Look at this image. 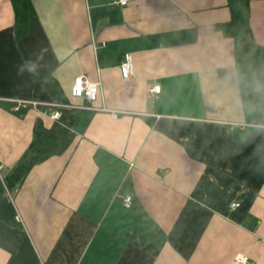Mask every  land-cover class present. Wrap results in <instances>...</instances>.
<instances>
[{"label": "crops", "instance_id": "0c3cea01", "mask_svg": "<svg viewBox=\"0 0 264 264\" xmlns=\"http://www.w3.org/2000/svg\"><path fill=\"white\" fill-rule=\"evenodd\" d=\"M114 1L35 0L19 38L0 0V264H264V70L235 63L227 1ZM248 39L264 45V0ZM81 76L101 85L90 104ZM55 110L73 144L8 189Z\"/></svg>", "mask_w": 264, "mask_h": 264}, {"label": "trees", "instance_id": "16d2710c", "mask_svg": "<svg viewBox=\"0 0 264 264\" xmlns=\"http://www.w3.org/2000/svg\"><path fill=\"white\" fill-rule=\"evenodd\" d=\"M35 0H11L17 37L28 33L29 21L35 16ZM230 18L218 24L219 30L234 41V58L237 65L259 63L264 70V45L249 41L251 33V0H226ZM47 88L59 96L57 84L48 82ZM71 113L62 111L60 120L46 127L40 121L34 128L33 140L4 181L8 189L19 187L33 166L47 159L62 155L75 140V133L71 129ZM139 244L147 249H154L153 245L140 236Z\"/></svg>", "mask_w": 264, "mask_h": 264}, {"label": "built area", "instance_id": "2783aa9c", "mask_svg": "<svg viewBox=\"0 0 264 264\" xmlns=\"http://www.w3.org/2000/svg\"><path fill=\"white\" fill-rule=\"evenodd\" d=\"M136 0H115L114 4L117 6H127L128 4L134 2ZM120 69L122 76L125 79H130L133 75V60L132 55L130 53L124 54L123 58L120 63ZM101 91V85L99 82L97 83H90L87 82L82 76L75 79L74 85L72 87L71 95L76 98H82L84 99L87 104H90L94 102L99 93ZM161 93V87L159 85H155L154 87L150 88L149 95L150 96H157ZM23 104L28 103L27 101H20ZM34 106V108L39 107V103L37 102H31ZM87 107V106H85ZM17 109V108H15ZM52 119L58 121L61 118V112L58 110H55L51 113ZM3 166H0V172L2 171ZM126 203L129 205L131 203V198L128 197L126 199ZM239 203H233L231 204V209H235L239 206ZM235 264H250V261L247 257L243 255H238L234 259Z\"/></svg>", "mask_w": 264, "mask_h": 264}, {"label": "clouds", "instance_id": "9594fccd", "mask_svg": "<svg viewBox=\"0 0 264 264\" xmlns=\"http://www.w3.org/2000/svg\"><path fill=\"white\" fill-rule=\"evenodd\" d=\"M254 91L259 92V91H260V87H259L258 85L255 86V87H254Z\"/></svg>", "mask_w": 264, "mask_h": 264}]
</instances>
